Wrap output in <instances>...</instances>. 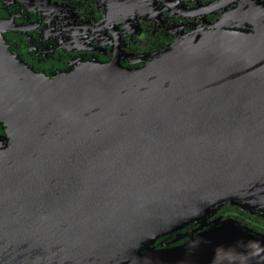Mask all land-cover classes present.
Instances as JSON below:
<instances>
[{
  "label": "water",
  "instance_id": "obj_1",
  "mask_svg": "<svg viewBox=\"0 0 264 264\" xmlns=\"http://www.w3.org/2000/svg\"><path fill=\"white\" fill-rule=\"evenodd\" d=\"M256 8L250 31L218 23L136 69L16 60L0 76V264H264L252 229L201 230L224 205L264 218Z\"/></svg>",
  "mask_w": 264,
  "mask_h": 264
},
{
  "label": "flooded vegetation",
  "instance_id": "obj_2",
  "mask_svg": "<svg viewBox=\"0 0 264 264\" xmlns=\"http://www.w3.org/2000/svg\"><path fill=\"white\" fill-rule=\"evenodd\" d=\"M256 6L264 16V0H0V76L12 73L16 78V60L47 75L88 61L116 60L124 68H140L191 32L218 23L236 29L242 21L240 29L250 31L245 14L255 16ZM220 209L201 230L216 218L231 219L264 236L236 212L227 215ZM198 227L182 233H198Z\"/></svg>",
  "mask_w": 264,
  "mask_h": 264
},
{
  "label": "trees",
  "instance_id": "obj_3",
  "mask_svg": "<svg viewBox=\"0 0 264 264\" xmlns=\"http://www.w3.org/2000/svg\"><path fill=\"white\" fill-rule=\"evenodd\" d=\"M225 207L227 208L226 210L224 209ZM220 212L224 214L226 213L227 215H232L236 212L239 216L245 218L241 219L244 223H247V225L250 226H256L258 230H260V233L264 234V219H261L257 216H249L248 213L239 210L237 207L224 206L220 209Z\"/></svg>",
  "mask_w": 264,
  "mask_h": 264
}]
</instances>
